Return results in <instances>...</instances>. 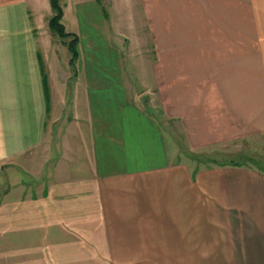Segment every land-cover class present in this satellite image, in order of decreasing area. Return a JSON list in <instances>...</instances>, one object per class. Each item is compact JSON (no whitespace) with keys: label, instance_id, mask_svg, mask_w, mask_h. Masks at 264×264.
<instances>
[{"label":"crops","instance_id":"1","mask_svg":"<svg viewBox=\"0 0 264 264\" xmlns=\"http://www.w3.org/2000/svg\"><path fill=\"white\" fill-rule=\"evenodd\" d=\"M69 2L76 67L50 0H0V264H235L264 171L182 161L173 131L192 152L264 140V0ZM107 8L143 29L128 62Z\"/></svg>","mask_w":264,"mask_h":264},{"label":"rangeland","instance_id":"2","mask_svg":"<svg viewBox=\"0 0 264 264\" xmlns=\"http://www.w3.org/2000/svg\"><path fill=\"white\" fill-rule=\"evenodd\" d=\"M105 5L106 0H101ZM68 2V0H67ZM69 5H73V0H70ZM107 7V6H106ZM67 24L69 27H73L72 24V10L67 9ZM106 17L108 19L110 25V33L111 39L115 45L123 49V54L127 56V48H123L121 43L126 41V37L128 39H144L143 35L139 33L140 30H143L141 25L136 26L138 24V17L136 15L135 10H105ZM64 20V19H63ZM64 22V21H63ZM123 23V24H122ZM135 24V25H134ZM119 25L125 26V31L123 35L120 34ZM134 27V28H133ZM129 35V36H128ZM127 58V57H126ZM129 57L126 59L128 62ZM77 61V60H76ZM73 64V63H71ZM72 66L76 67L75 64ZM111 81V80H108ZM138 89H141L140 80H130ZM116 94V93H115ZM116 99L117 95H116ZM175 133V137L179 140V154L178 158L182 159V161L186 160H196L200 161L202 164H210L214 162L225 163V162H234V163H246L252 166H255L258 169H262L264 171V140L259 138L257 140H237L233 141L227 145L215 146L211 150L204 151H190L187 144H184L182 136L179 135L178 131H173ZM186 145V146H185ZM176 160V158H175ZM212 161V162H211ZM199 163V162H198ZM197 164V163H196ZM261 230V229H260ZM261 236H264V231H258V229L251 230V237L249 239V247L248 249H237L238 251L243 250V253L235 254V264H264V246H262ZM258 238L260 240H258ZM261 244H260V243ZM212 258V259H211ZM234 258V257H233ZM202 264H232L231 263V255H218V256H202Z\"/></svg>","mask_w":264,"mask_h":264},{"label":"trees","instance_id":"3","mask_svg":"<svg viewBox=\"0 0 264 264\" xmlns=\"http://www.w3.org/2000/svg\"><path fill=\"white\" fill-rule=\"evenodd\" d=\"M50 2H51V6L54 12L53 16L51 17L49 21L50 28L53 32H55L61 38L65 40L68 39L67 45L72 51L73 63L75 64L78 58V55H79L78 50H77V45L79 43V37L76 33L68 32L66 30V27L63 23L64 9H63L61 0H50Z\"/></svg>","mask_w":264,"mask_h":264}]
</instances>
